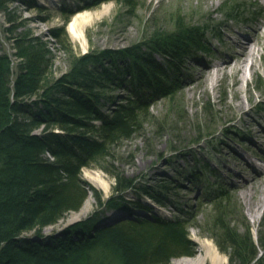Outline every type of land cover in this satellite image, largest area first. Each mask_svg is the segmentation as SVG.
Masks as SVG:
<instances>
[{
	"label": "trees",
	"instance_id": "trees-1",
	"mask_svg": "<svg viewBox=\"0 0 264 264\" xmlns=\"http://www.w3.org/2000/svg\"><path fill=\"white\" fill-rule=\"evenodd\" d=\"M76 1L85 5L59 8L64 24L51 34L57 41L67 39L65 26L73 15L112 0ZM115 1L133 9L139 0ZM14 3L47 10L34 0H0V11L8 15L13 28L16 20L9 8ZM183 26L177 24V29L184 30ZM7 30L12 33L18 62L0 54V264H170L176 258L192 257L196 245L187 220L192 213L171 198L172 188L158 186L157 191L138 186L134 178L121 177L101 163L121 141L141 130L151 118V102L157 97L176 107L174 98L185 64L197 51L205 50L201 46L205 33L155 32L128 48L90 51L75 57L68 73L47 80L50 52L46 43L35 36L17 35L16 29ZM118 90L124 94H115ZM200 164L201 173L178 172L184 183L197 186L200 179L203 185L204 173L216 176L209 161ZM95 167L114 175L119 197L105 202L87 187L82 170ZM215 186L208 194L212 239L229 260L260 264L264 240L256 242L243 212H235L234 195ZM87 188L99 211L85 221L44 234L45 228L80 210ZM128 190H135V200L124 198ZM143 196L162 207H174L179 216H161ZM104 209L121 215L100 217ZM234 214H240L241 223L232 218Z\"/></svg>",
	"mask_w": 264,
	"mask_h": 264
},
{
	"label": "rangeland",
	"instance_id": "rangeland-1",
	"mask_svg": "<svg viewBox=\"0 0 264 264\" xmlns=\"http://www.w3.org/2000/svg\"><path fill=\"white\" fill-rule=\"evenodd\" d=\"M34 1L35 5L47 10L18 3L10 5L11 18L16 20L14 28L7 22L8 15L0 11V54H8L18 62L8 28L16 29L17 35L38 37L50 52L47 80L68 73L73 59L90 51L128 48L140 44L155 32L180 34L199 30L205 33L201 43L205 50L197 51L185 64L174 98L176 107L168 99L157 97L151 102V118L144 121L139 132L121 141L101 165L121 177L134 178L141 187L152 186L159 191L158 186H170L171 198L192 213L187 220L190 237L196 245L194 255L173 259L170 264L192 258L193 264H213L207 257L209 247L215 248L225 259L223 264H240L220 252L212 239L208 225L211 222L208 194L216 189L215 185H221L234 195L235 212L238 209L243 212L240 214L249 221L256 242L260 238L264 240V175L257 185L249 181L256 172L264 169V0H139L133 9L112 0L73 15L65 26L64 38L67 39L64 41H57L51 35L52 30L64 24L59 8L74 9L84 6L85 1ZM76 15L90 17L84 23L82 40L74 39L69 32V24ZM177 24H184V30L177 29ZM256 30L259 31L260 46L249 63L253 60L257 70H249V65L245 67L240 73L243 81L237 94L233 90L234 76L223 80L208 75L201 82L203 74L200 73L209 69L207 64L231 63V56L240 50L238 42L251 37ZM157 57L162 60L160 55ZM115 94L124 93L118 90ZM239 99L244 101L243 110L235 105ZM213 131H216L214 136L206 137ZM203 136L204 140L198 143ZM169 161L172 164L166 165ZM201 161H209L217 171L216 176L203 172L205 184L201 185L200 179L197 186L190 185L189 181L184 183L178 172L192 169L199 173ZM102 167L84 168L81 175L87 187L96 190L106 202L120 195L115 192L114 175ZM91 173L100 174L106 187L93 184ZM87 192L86 204L79 211L71 212L57 224L45 228L44 234L85 221L99 211L92 190L87 188ZM122 195L128 201L136 199L135 190ZM142 198L163 217L179 216L174 207H162L149 197ZM240 214L232 216L238 223L242 222ZM119 215L121 213L107 209L100 211V217ZM257 216L259 219L254 224L253 219ZM240 229L244 230L243 227ZM259 263L264 264V255Z\"/></svg>",
	"mask_w": 264,
	"mask_h": 264
},
{
	"label": "bare ground",
	"instance_id": "bare-ground-1",
	"mask_svg": "<svg viewBox=\"0 0 264 264\" xmlns=\"http://www.w3.org/2000/svg\"><path fill=\"white\" fill-rule=\"evenodd\" d=\"M261 8H263V6H261ZM106 10L107 9H105V11ZM87 19H90V17L83 18L82 16L76 15V17H74L73 20L70 22L69 32L71 33L74 39H78V40L83 39L84 23L86 22ZM258 34H259V31L256 30L255 33L251 37L244 38V41L238 42L237 46L240 50L238 51V53H236V55L234 54L231 56L232 58L231 63L226 64L225 62L224 64H221V65H217L214 63L207 64V68L209 69L207 70L204 69V71H201L200 73V75L203 74L201 82L203 83L208 75H213V77L214 78L216 77V79L219 76L223 80L226 77H229L231 75V76H234L233 90L235 94H237L239 92V85L243 81L240 73H242L245 67L248 65H249L248 67L249 70L251 71L257 70V65L253 63V60L251 63H249V59L250 60L253 59L257 51L259 50L260 41H259ZM225 101L228 102V100L226 99ZM235 105L237 106V109L239 110L244 109V101L240 99L236 101ZM230 106H231V103H230ZM256 174L257 175L255 177H251L249 181L257 185L262 180V176L264 175V169L260 170L259 172H256ZM90 178H91L92 183L95 184L96 186H99L100 188L106 187L105 185L106 183L100 174L91 173ZM85 204H86V201L84 202L83 205ZM263 206H264V202H263ZM258 219H259V216L255 217L253 219V223L256 224ZM207 257L210 258L213 264L225 263V259L221 257L218 251L213 247L208 248ZM192 260L194 261V258H192ZM192 260L191 259H179L176 264H193Z\"/></svg>",
	"mask_w": 264,
	"mask_h": 264
}]
</instances>
